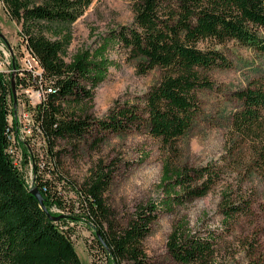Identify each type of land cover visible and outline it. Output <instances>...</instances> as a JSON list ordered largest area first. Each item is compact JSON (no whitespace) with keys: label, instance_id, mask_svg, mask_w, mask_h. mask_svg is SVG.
I'll use <instances>...</instances> for the list:
<instances>
[{"label":"trees","instance_id":"16d2710c","mask_svg":"<svg viewBox=\"0 0 264 264\" xmlns=\"http://www.w3.org/2000/svg\"><path fill=\"white\" fill-rule=\"evenodd\" d=\"M93 1L3 0L9 17L20 26L23 42L54 88L36 114L48 147L46 156L56 160L59 152L53 149L58 139L77 144L90 132L107 137L147 128L165 148L163 199L141 206L126 227L115 225L103 199L111 181L104 168L82 184L86 210L74 213L53 185L52 162H46L42 169L36 165L34 186L53 215H59L52 211L54 207L65 215L58 221L50 219L30 192L23 170L8 154L6 128L13 94L11 81L0 74V264H84L72 239L70 223L75 221L94 231L110 264H146L143 241L159 211L173 213L178 206L206 196L228 171L237 172V183L221 187L219 211L224 227L219 233L255 215L256 193L243 184L245 177L260 176L264 181V76L235 93L242 107L232 116L222 157L230 159L226 165L179 166L173 155L178 141L202 113L200 92L216 87L209 73L232 65L218 46L234 40L264 54V0H133L131 25L110 30L97 45L82 48L67 60L71 26ZM116 44L139 60L140 73L158 68L162 75L139 103L117 102L105 118L95 119L87 105L108 76L113 64L109 51ZM261 206L264 211V200ZM258 235L254 234L257 243ZM219 241L218 233L204 236L179 219L167 246L182 264H218ZM255 245L253 240L247 244V254L256 250Z\"/></svg>","mask_w":264,"mask_h":264},{"label":"rangeland","instance_id":"374dc122","mask_svg":"<svg viewBox=\"0 0 264 264\" xmlns=\"http://www.w3.org/2000/svg\"><path fill=\"white\" fill-rule=\"evenodd\" d=\"M134 17L133 0H94L84 15L71 26L73 39L66 59L70 60L82 48L97 45L110 30L131 25ZM19 30L20 26L9 17L3 0H0V32L5 35L6 44H10L16 58L24 47ZM208 45L211 46V43ZM218 47L232 65L216 68L209 73L216 87L199 94L202 113L190 131L178 141V152L173 155L179 166L194 167L207 163L226 165L230 161L222 160V157L226 153L232 116L242 107L235 93L253 79L264 76V54L234 40ZM109 54L113 64L108 76L94 89V98L87 105L88 113L95 119L105 118L117 102L139 103L162 75V70L158 68L140 73L139 60L133 59L120 45L111 47ZM24 98L25 95L20 96L16 89V102L12 96V121L16 128L15 136L19 138L22 148V170L30 188L34 187L35 162L38 163L45 156V162H52L54 168L49 173L53 185L60 189L65 201L75 210L74 213L83 214L86 210V200L81 194L82 184L97 170L104 168L110 173L111 181L103 199L113 213L115 225L126 227L141 206L149 201L161 202L164 196L160 181L166 157L165 148L162 141L152 136L147 128L109 134L107 137L106 134L96 136L90 132L77 144L58 139L53 149L59 152L58 157L52 161L46 156L48 147L42 145V139L34 137L26 142L24 138V123L20 118L26 108ZM30 99L32 103L37 101L35 95ZM236 174V171L224 172L223 180L206 196L178 206L173 213L159 211L158 219L143 241L146 264H182L173 258L167 246L169 235L179 219L188 221L192 230L204 236L218 233V264H264V211L261 206L264 200V181L260 176L245 177L243 184L244 188H252L256 193L255 215L244 217L233 229L219 233L224 227L219 211L221 187L230 183L236 185ZM52 211L62 214L56 208ZM70 226L72 239L84 264H110L106 254L97 245L94 231L87 224L75 221ZM255 233H259L258 243L254 240ZM252 240L256 250L248 253L250 257L246 249Z\"/></svg>","mask_w":264,"mask_h":264},{"label":"built area","instance_id":"2783aa9c","mask_svg":"<svg viewBox=\"0 0 264 264\" xmlns=\"http://www.w3.org/2000/svg\"><path fill=\"white\" fill-rule=\"evenodd\" d=\"M13 71L17 72V91L20 96L25 95L24 99H26V103L24 104L26 108L20 114V118L24 123V138H26L27 140H25L28 142V140L31 138L34 139V137H39L42 139V145L44 146V144H46V140L41 137L42 130L36 119V114L38 106L43 102L48 94L54 92L51 80H48L44 76L41 65L25 43L22 53L16 58V68L14 69L11 51L8 48L6 42L0 38V74L4 75L8 81H11ZM32 95H35V98L37 99L35 103H32L33 100L30 99ZM12 113L13 106L11 98L10 111L8 114V125L6 128L8 137L7 151L14 165L22 169V148L19 138L15 136L16 128L12 121ZM45 159L46 157L42 156L38 163L35 162L40 169L44 168L46 163ZM56 209L60 210L58 208Z\"/></svg>","mask_w":264,"mask_h":264},{"label":"water","instance_id":"95a60500","mask_svg":"<svg viewBox=\"0 0 264 264\" xmlns=\"http://www.w3.org/2000/svg\"><path fill=\"white\" fill-rule=\"evenodd\" d=\"M0 38L6 42L5 39V35L3 33L0 32ZM8 48L11 51L12 54V61H13V68H16V58L14 56V52L12 47L10 46V44L7 45ZM11 88H12V94L13 97L15 98V102H16V89H17V72L13 71L12 73V77H11ZM30 192L38 199V201L40 202V205L42 207V209L45 211V213L49 216L50 219L58 221L61 218H64L65 215L64 214H60V215H53L51 213V211L46 207L45 203H44V197L40 191V189L36 186H34L33 188H31Z\"/></svg>","mask_w":264,"mask_h":264}]
</instances>
